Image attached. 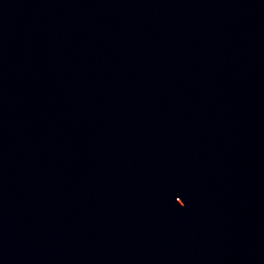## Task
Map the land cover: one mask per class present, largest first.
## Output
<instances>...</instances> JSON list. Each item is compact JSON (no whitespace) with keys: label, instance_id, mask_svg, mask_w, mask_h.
Instances as JSON below:
<instances>
[{"label":"water","instance_id":"1","mask_svg":"<svg viewBox=\"0 0 264 264\" xmlns=\"http://www.w3.org/2000/svg\"><path fill=\"white\" fill-rule=\"evenodd\" d=\"M0 264H264V0H0Z\"/></svg>","mask_w":264,"mask_h":264}]
</instances>
